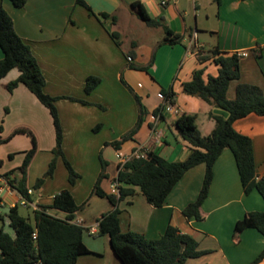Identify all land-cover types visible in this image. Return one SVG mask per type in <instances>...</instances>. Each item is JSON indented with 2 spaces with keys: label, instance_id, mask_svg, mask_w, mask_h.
<instances>
[{
  "label": "crops",
  "instance_id": "obj_1",
  "mask_svg": "<svg viewBox=\"0 0 264 264\" xmlns=\"http://www.w3.org/2000/svg\"><path fill=\"white\" fill-rule=\"evenodd\" d=\"M84 1L92 10L97 9L109 16L92 22L76 0H27L21 8L15 7L10 0H0V5L13 20L15 31L30 45L45 77V92L62 97L56 101V106L63 128V143L68 145L70 141L80 140L84 134L94 137L90 149L80 144L77 149H71L70 163L80 178L73 186L68 180H61L50 191L49 197L38 195L33 198L32 165L40 149L48 153L51 151L55 145V133L49 110L33 93L23 84H18L12 91L6 88L10 81L18 77L16 68L0 79V139L11 143L17 136L25 135L29 142L24 148L29 150L33 145L29 136L24 132H14L27 129L35 137L36 150L24 175L25 187L31 190L30 202L33 205H49L56 192L64 188L70 189L78 205L83 204L76 213L75 221H80L79 224L85 228L82 239L88 252L78 257L77 264H121L111 248L109 237L88 231L102 213L113 207L106 197L93 194L100 200H96L95 208H86L83 203L85 196L82 195L84 179H87L84 189L91 190L92 194L104 162L106 176L100 186L106 193H112L111 185L118 172L116 152L128 154L137 146L154 150L170 161L186 160L191 148L181 139L175 126L179 115L164 112V118L154 122L152 110L162 102L158 97L160 90L172 87L174 103L180 114H195L197 127L203 135L209 134L214 127L210 113L227 117L223 109L183 92L181 87L182 82L191 79L196 69H204V78L217 75L218 65L213 61L215 49L222 53L246 52L240 58L239 78L229 83V99L234 98L238 83L255 84L264 93V0H166L164 5H161V0ZM136 1L152 18L162 17L164 25L181 34V43L160 44L163 35L153 51L151 46L134 36L124 42L121 24L124 19L131 24L136 22L132 20V12H136L131 7ZM112 15L116 18L113 19ZM112 31L118 33L119 46L108 34ZM204 32L210 33L211 43L200 38ZM105 33L106 36H103ZM129 52H133L131 62L136 65L144 66L151 62L148 70L130 68L126 58ZM90 75L99 77L101 81L90 93H86L85 80ZM106 78L116 84V91L121 97H124L126 88L137 93L148 110L134 139L125 141L119 149L106 144L119 140L133 127L138 117V106L136 104L135 110L130 109L129 92L125 96V105L122 99L116 105L113 101L106 103L100 92ZM66 97L83 99L88 104ZM109 110L112 112L110 115L107 114ZM96 126L98 129L95 131ZM233 127L251 138L256 178H261L264 176V116L247 115L235 120ZM10 163L0 156V165L16 182L23 176L20 163ZM204 173V164L187 170L160 207L150 205L135 188L133 195L125 197L117 205L121 231H135L148 239H156L171 224L180 232L191 235L198 242V248L204 251L201 256L190 258L184 264H252L264 248V238L254 228H245L235 237L234 227L248 212L264 211V199L256 189L248 194L244 192L233 153L224 149L213 165V178L201 205L203 219H189L182 210L197 198ZM256 264H264V258Z\"/></svg>",
  "mask_w": 264,
  "mask_h": 264
},
{
  "label": "trees",
  "instance_id": "obj_2",
  "mask_svg": "<svg viewBox=\"0 0 264 264\" xmlns=\"http://www.w3.org/2000/svg\"><path fill=\"white\" fill-rule=\"evenodd\" d=\"M17 7H23L27 0H10ZM77 4L90 10L84 0H76ZM131 7L138 17L150 27L161 26L164 31V38L160 44L174 45L181 43L183 36L173 32L163 24V18H152L138 1L133 2ZM105 19L109 15L101 13ZM114 19V17H113ZM114 43L119 46L117 32H108ZM0 79L11 69L16 68L19 75L10 81L6 88L12 91L18 84H23L35 95L40 103L48 110L52 117L55 130V147L52 152L53 159L48 165L44 176L52 177L55 169L56 157H62L68 172V183L73 186L80 175L72 167L65 157L63 143V128L60 122L56 101L62 97L52 96L45 92V77L34 57L30 45L25 42L15 31L13 20L7 11L0 5ZM133 52L126 54L127 60H132ZM213 61L218 65L216 76L208 75L203 77L204 69L194 70L192 77L181 84L183 92L197 96L213 106L219 107L227 112L228 116L223 117L210 113L214 121V127L207 135H203L196 124V115L181 113L175 120L178 134L191 148V153L184 161H170L162 157L154 150L147 151L141 158L128 160L117 172L119 194L106 193L100 186L103 177L106 176L102 163V170L99 173L92 194L106 197L112 204V209L97 219L96 235H107L111 248L121 264H184L190 258H196L204 254L198 248V242L189 234L182 233L174 225H168L165 231L156 239H148L143 234L135 231H121L119 201L133 195L135 188L145 196L147 202L160 207L164 204L166 197L173 186L182 178L187 170L198 165H205V173L201 189L195 201L189 203L182 210L187 218L195 220L203 219L201 205L207 197L209 187L213 178V165L217 157L224 149H229L235 158L237 170L243 190L248 194L256 189L264 199V176L256 178V166L253 155V144L249 136L235 130L233 122L250 114L264 116V93L255 85L238 83L235 88L233 99L227 97L229 83L237 80L240 76V58L237 52L222 53L217 49L213 50ZM128 60L130 68L137 70H148L149 64L139 66ZM203 60V58L201 59ZM97 76H88L85 80L84 90L90 93L99 83ZM134 93L138 106V117L133 127L121 136L106 145H112L115 149L127 140L134 139L148 110L142 103L141 97ZM160 93L166 100L174 103L175 92L172 87L161 89ZM67 99L88 104L86 100L74 97ZM163 102L152 110L154 117L164 118ZM98 127V126H96ZM95 127V128H96ZM24 132L32 141V147L26 152L25 158L19 167L23 176L18 181H12L17 191L30 200V194L25 187L24 175L27 166L36 150V140L32 132L27 129H17L14 133ZM5 139H0L2 143ZM6 141V140H5ZM11 157V156H10ZM44 177L36 181L35 187L40 186ZM83 207L75 202L69 188L60 190L53 196L49 205H38L33 209V221L28 217L19 214L18 206L7 209L0 214V219H7L8 226L12 233L5 230L4 225L0 226V264H77L81 254L87 253L82 236L85 228L75 222L76 213ZM49 209L60 211L64 217L51 214ZM245 228L258 230L264 238V211H250L241 220L237 221L234 227V236ZM35 235V237H34ZM264 258V248L255 258L252 264H256Z\"/></svg>",
  "mask_w": 264,
  "mask_h": 264
},
{
  "label": "rangeland",
  "instance_id": "obj_3",
  "mask_svg": "<svg viewBox=\"0 0 264 264\" xmlns=\"http://www.w3.org/2000/svg\"><path fill=\"white\" fill-rule=\"evenodd\" d=\"M78 5H80V4H78ZM80 6H82V5H80ZM81 8H82L81 9L82 12H84L86 14V16H89V19L92 22H98V21L104 20V18L101 16V13L98 12L97 9L92 10L90 8V10H88L84 6H82ZM132 13L134 16V17L132 16V20H135L136 22L134 24H131L132 22H129V20L126 22V20L124 19L125 22L123 23V21H122V24H121V27L123 30V32L121 34L123 36L124 42H126L127 39H129L131 36H134L139 41H143L147 45L151 46V48L154 51V49L157 46V41H160L163 38L164 31H163L162 27L150 28L144 21L139 19L137 13H134V12H132ZM202 14H204V12ZM112 16L114 18H116L114 15H112ZM121 20H123V18L120 19V21ZM207 24L208 23H204V25H207ZM190 25H191V29L193 31L194 30V24L192 21L190 22ZM135 35H138V36L136 37ZM103 36H106V33ZM142 37H143V39H142ZM200 38L203 41H207L209 43H211V41H212V39L210 38L209 32L208 33L204 32L202 35H200ZM149 59H151V58H149ZM103 83L104 84L102 85L100 92L102 93V95L104 97V101L106 103L107 102L110 103L111 101H113V103L116 105V102L121 103V99H122L124 102V105H125V103L127 102V98L125 96H126V93L129 92L128 93L129 94L128 103L130 105V109L134 108V110H135L137 103H136L135 98H134V93L130 89L126 88L127 91L125 90L126 93H125L124 97H121V94L116 91V88H115L116 84L113 81H111L110 78H106L103 81ZM114 112H116V109L114 110ZM107 114L110 115V114H112V112L109 110V111H107ZM17 125H19V124H17ZM0 126H1V122H0ZM16 127H19V126H16ZM94 129L96 131V129H98V128L96 127ZM54 133H55V130H54ZM91 137L92 138L87 137V135L84 134V136L80 140L70 141L68 143V145L66 142H65V144L62 143V147L65 151L66 158L69 162H70L71 157H72V150L71 149H73V148L77 149V147H80V145L85 149L91 148L89 146H91L92 142L94 141V139H93L94 137L92 135H91ZM46 140L44 142H46ZM28 142L29 141L25 135L17 136L14 139V141H12L11 143H9V142L6 143V141L4 140L2 143H0V156H2L4 160L11 161L12 163H10V165H17V163H20V166H21V164L25 158L26 152L28 151V150H26L27 148L26 149L24 148V147H26ZM54 147H55V145L53 146V148ZM53 148L50 151L51 153L46 152L45 149H40L38 156L32 165V169L30 171V176L32 177L31 185L34 189V194H33L34 199H36L38 195H42L44 198L49 197L52 193L50 191H52V189H54V187H57V185L59 184V182H61V180L63 181V180L68 179L67 169L64 165V161H63L62 157H60V156H57L55 158L56 161H55L54 176L53 177L44 176L47 169H48V165H49L50 161L54 157V154L52 152ZM13 159H14V161H13ZM0 171L5 173V170L1 165H0ZM42 177H44L43 183L40 186L35 187L36 181ZM86 182H87V179H84V181L82 183L83 184V194L82 195L85 196V198H84L85 201L83 203L85 204V207L87 206L86 208H88V206H90L91 208H95L96 200H100V199L93 197L92 196L93 194H91V190L87 191L86 188L84 189ZM58 192H56V193H58ZM32 210L33 209L31 206L24 207V206L18 204L19 214L24 216V217H28L31 221H33ZM6 211H7V209H3L1 213L3 214ZM49 212L51 214H58L59 216L64 215L62 212L56 211L54 209H49ZM1 225H4L5 230H7V231L11 230L10 227L8 226L7 219H4V221H2L0 219V226Z\"/></svg>",
  "mask_w": 264,
  "mask_h": 264
},
{
  "label": "built area",
  "instance_id": "obj_4",
  "mask_svg": "<svg viewBox=\"0 0 264 264\" xmlns=\"http://www.w3.org/2000/svg\"><path fill=\"white\" fill-rule=\"evenodd\" d=\"M166 4V0H161V5ZM239 56H245L246 52L241 51L237 53ZM128 60H131L129 58ZM158 97L162 100L164 106H163V113L168 112L175 115H180L179 108L175 106V103L170 102L169 100H166L164 96L161 93H158ZM154 122H157L159 120V117H154ZM155 127V124L153 125V128ZM147 149L143 146H137L132 151H130L128 154H123L121 152H116V158L118 160V170L123 167V165L132 158H141L144 157L147 153ZM112 187V193L118 195V182L115 179L111 185ZM28 194H31V190L28 189ZM18 204L27 207L31 206L33 209H37V205H33L29 199L21 195L17 189L14 187V184L12 183L11 177L5 172L0 171V214L3 209H9L15 206H18ZM77 224L80 223V221H75ZM98 223L95 225H92L88 228V231L92 234L96 232ZM35 237V235H34Z\"/></svg>",
  "mask_w": 264,
  "mask_h": 264
}]
</instances>
